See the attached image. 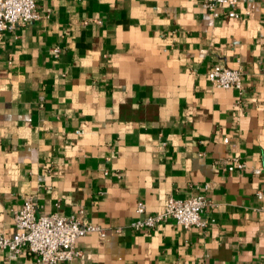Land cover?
<instances>
[{
    "label": "crops",
    "instance_id": "1",
    "mask_svg": "<svg viewBox=\"0 0 264 264\" xmlns=\"http://www.w3.org/2000/svg\"><path fill=\"white\" fill-rule=\"evenodd\" d=\"M35 1L40 19L0 41V235L35 195L37 217L103 230L73 264H264V0L236 19L205 0ZM216 66L240 70L239 92L209 84ZM198 193L205 227L131 228L138 203Z\"/></svg>",
    "mask_w": 264,
    "mask_h": 264
},
{
    "label": "built area",
    "instance_id": "2",
    "mask_svg": "<svg viewBox=\"0 0 264 264\" xmlns=\"http://www.w3.org/2000/svg\"><path fill=\"white\" fill-rule=\"evenodd\" d=\"M237 1L205 0L202 7L218 17L219 14L215 11V7L225 6L230 9L226 16L236 19L239 15L233 8ZM39 19L35 0H0V41L4 34L13 32L17 26L28 25ZM52 52L57 57L59 49L54 48ZM207 80L216 89L239 92L242 87V74L237 69L213 67L207 73ZM245 168V163L234 159L227 170L242 171ZM252 173L254 175L264 174V166L254 169ZM202 190L205 193L208 186L205 185ZM203 193L187 199L168 197L164 210L157 215H145L144 206L138 203L135 208L138 217L131 223V228L137 232L152 231L169 220L183 229L203 228L205 223L202 215L209 204ZM257 197L262 199L264 195L259 193ZM37 208L36 196L28 195L24 198L20 209L12 213L14 234L9 237L0 235V253H4L7 260L15 259L22 250H26L36 257V264H73V261L80 255L76 248L78 239L93 232L104 235L100 227L81 223L75 217H62L56 213L37 217Z\"/></svg>",
    "mask_w": 264,
    "mask_h": 264
}]
</instances>
